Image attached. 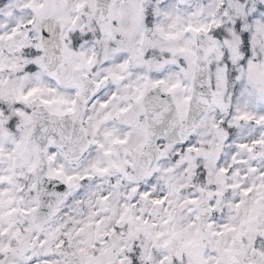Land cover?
Wrapping results in <instances>:
<instances>
[{
  "label": "snow or ice",
  "instance_id": "6c2138e0",
  "mask_svg": "<svg viewBox=\"0 0 264 264\" xmlns=\"http://www.w3.org/2000/svg\"><path fill=\"white\" fill-rule=\"evenodd\" d=\"M0 264H264V0H0Z\"/></svg>",
  "mask_w": 264,
  "mask_h": 264
}]
</instances>
